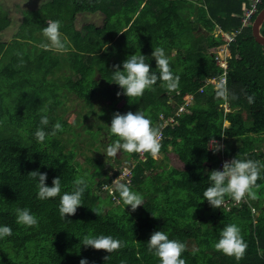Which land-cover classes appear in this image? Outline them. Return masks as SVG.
Returning <instances> with one entry per match:
<instances>
[{
	"label": "trees",
	"instance_id": "trees-1",
	"mask_svg": "<svg viewBox=\"0 0 264 264\" xmlns=\"http://www.w3.org/2000/svg\"><path fill=\"white\" fill-rule=\"evenodd\" d=\"M38 3L46 14L61 22L60 31L69 41V51L60 54L40 47L47 42L42 35L47 20L27 28L18 23L16 30L9 31L15 19L7 18V25L0 28V42L4 43L0 47V226L12 229L11 236L0 239V264H79L85 258L89 264H160L146 242L153 232L161 230L186 245L181 255L186 264H264V173L252 189L255 200L246 197L236 204L226 198L222 208H213L206 200L201 202L210 185L209 172L222 170L224 157L227 161L237 157L264 162V45L252 35L256 13L250 25H241L240 16L248 0ZM263 6L264 0H260L258 11ZM85 12L102 13L103 23H78L77 14ZM2 14L9 16L8 12H0V17ZM238 26H242L241 32L231 41L228 57L229 98L217 99L215 88L206 79L222 70L213 57L223 42L219 30L231 32ZM259 30L264 35V20ZM157 47L164 49L174 75L179 76L178 89L169 92L158 81L154 90H145L142 97L117 96L123 90L113 83V66L120 65L122 71L126 58L140 53L156 71L152 52ZM17 52L23 54V66ZM201 86L203 91L198 92ZM68 93L83 101L85 108L80 117L94 113L100 121L95 126L78 122L93 143L102 142V129L114 143L117 137L109 131L113 114L131 111L125 110L128 104L145 113L153 127H160V113L166 117L173 114L175 122L162 128L160 151L164 159L149 153L147 159L139 153H125V158L117 161L119 168L109 173L103 163L87 155V162H96L83 165L75 149V136L81 131L62 139L64 132L74 126L63 117L64 110L57 113ZM186 93L194 94L193 102L175 114ZM250 95L255 97L251 104ZM100 96H106L109 102L95 111L93 99ZM121 98L124 103L117 107ZM223 103L229 105L225 113ZM42 114L49 117L47 132L57 121L63 131L39 143L34 133L42 127ZM224 120L229 124L224 125ZM211 139L222 140V149L210 148ZM232 139L240 142L233 143ZM123 165L131 168L130 180H120L143 197V205L135 212L111 191L112 181ZM154 165L159 172L152 169ZM36 170L47 173L45 183L49 187L53 178L60 177L62 193L70 192L73 180L79 176L88 181L83 206L66 217L67 221L59 215V196L37 198V181L28 175ZM102 191L105 193L100 194ZM18 207L28 208L38 218V227L18 225L14 211ZM92 209H100L102 215ZM233 223L240 227L248 245L240 260L214 248L220 230ZM86 234L110 235L126 246L111 254L86 248L81 244Z\"/></svg>",
	"mask_w": 264,
	"mask_h": 264
},
{
	"label": "clouds",
	"instance_id": "clouds-1",
	"mask_svg": "<svg viewBox=\"0 0 264 264\" xmlns=\"http://www.w3.org/2000/svg\"><path fill=\"white\" fill-rule=\"evenodd\" d=\"M47 27L42 28V35L46 38V43H41L40 47L46 51H55L60 54L69 51V41L60 31L61 22L59 20H48ZM107 50V49H106ZM20 59V66H23V54L17 52ZM152 57L156 62V71L150 69L149 63H146L145 56L142 54L130 55L123 62V70L120 65H114L113 83L120 86L123 93L121 94L131 98L142 97L145 90H154L153 86L162 81L169 92H174L179 87V76L174 75L169 58L166 56L163 48L153 49ZM215 96L217 99L227 100L229 93L226 84L220 80L215 85ZM235 99L236 97H232ZM254 95L248 96V102L254 103ZM46 113V109H41ZM40 125L34 133L35 139L43 143L47 136H55L58 132L63 131L60 122L52 125L51 132L45 128L49 125L47 114L40 116ZM109 131L117 139L114 143L109 144L103 152L106 157H117L118 153H149L153 158L157 157L161 148V131L158 127H153L151 120L141 111H128L125 114L115 112L113 114ZM216 142V141H215ZM221 145L216 142L214 151H219ZM264 173V162L260 160L233 158L231 161H225L222 170H212L209 172L208 179L210 185L204 190L202 200H206L213 208H222L226 203V198L241 203L247 197L255 200L256 193L252 189L257 185V181L262 178ZM28 175L37 181L36 187L37 198L47 200L60 197L59 215L62 220L66 217L75 215L77 209L83 206L82 197L88 188V181L84 176L75 178L72 182V190L64 191L61 189V178L56 177L52 180V186L46 185L47 173H41L39 170L32 171ZM111 191L119 194L120 200L125 206H131V211L135 212L139 206L143 205V197L140 193L133 191L130 186L120 179L112 181ZM16 223L25 227H38V218L33 215L28 208H16ZM98 216L102 215L100 209H92ZM195 211V210H194ZM153 216H155L153 214ZM156 217V216H155ZM12 235V229L9 226H0V239ZM84 247H90L94 250H104L112 253L123 247L125 243L115 239L110 235L86 234L81 240ZM147 249L152 253L160 264H186L181 258L182 253L186 250V245L178 240L170 239L164 231H155L151 234L150 239L146 242ZM247 243L241 235V229L236 224L225 225L219 232V239L214 243V248L218 252L235 257L237 260L243 258ZM109 256L105 257L107 260ZM79 264H89L88 260L81 259Z\"/></svg>",
	"mask_w": 264,
	"mask_h": 264
},
{
	"label": "rangeland",
	"instance_id": "rangeland-1",
	"mask_svg": "<svg viewBox=\"0 0 264 264\" xmlns=\"http://www.w3.org/2000/svg\"><path fill=\"white\" fill-rule=\"evenodd\" d=\"M40 0H0V12H8L9 16H5V15H1L2 17H0V28H3L7 25L8 20H12L13 18L15 19V25H13L12 28H9V31H13L16 30L17 24H21V25H26L27 27H30V25H32V23L39 21V20H54L53 19V15L50 14H46V11L44 9H42L41 5L38 3ZM56 1H62V0H56ZM41 7V8H40ZM42 9L43 11L39 10ZM104 20V16L102 13L100 12H95V13H80L77 14L76 17V21L78 23H85V22H92L96 25H100L103 23ZM124 26V25H122ZM38 33V32H37ZM197 34V32L195 33ZM2 44H4L3 42H0V47L2 48ZM164 86V85H163ZM55 97V96H54ZM109 102V99L106 96H100L98 97V99H93V106L95 108V111H97L100 106H102L103 104H107ZM124 103V99L121 98L117 103L116 106L120 107L122 104ZM63 108V109H62ZM61 111H58L57 113H62L63 111V117L66 118L71 124H73L74 126L70 129V131H65L62 139L64 140L65 138H67V136H75L73 131H81V134L78 136H75V140H76V147L75 149L78 150V153L76 154V158L78 160H80V162L84 165L86 164H91L92 162H96V160H90V162H87V160L85 159V155L91 157L92 159H97V161H99L100 163H103L105 166L104 168L108 171V173L111 171V169H113L114 167H118L117 161H120L122 159L125 158V153H118L117 157L113 158V157H106V155L103 153L106 149V147L109 145L108 143H111L113 139L109 138V136H106L103 133V129H102V136H101V140L102 142H99V144L97 143V141L91 142V140L89 139V135L83 131V129H81L78 122L83 121V124H92L93 126H95V124L97 125L98 123H100V121L98 120L97 116L94 115V113H92L93 115H89L87 118H82L81 113L84 112V108L85 106L83 105V101L80 100V98L76 97L74 95V93H68V95L66 96V98L63 101V105H62ZM132 110H131V109ZM97 109V110H96ZM125 110H131L132 112H136L138 111L135 107H132L131 105H127ZM124 110V111H125ZM123 111V112H124ZM77 113H79V117H77ZM77 119V121H76ZM155 123V122H154ZM155 125V124H154ZM162 126H160L159 128H161ZM258 137V136H256ZM233 143H239L240 141L237 139H232ZM219 145H221V147L223 146V141L219 140L217 142ZM98 145V148H95L94 146ZM214 146H216V143L213 144ZM69 145L67 144L66 147H68ZM83 152V153H80ZM143 158L147 159L146 157H148V153H139ZM159 160L164 159L163 158V154L162 151H159V154L157 155V157ZM128 163V162H127ZM156 165H154L152 167V169H155L156 172H159L158 168H155ZM124 167H128L127 165H123L122 167L120 166L121 170L118 173L117 176L114 177L113 180L115 179H122V178H127V174L124 171ZM91 169V167H90ZM153 171V170H152ZM108 175V174H107ZM109 188V185H106L105 188ZM105 192L102 191L100 192V194H104Z\"/></svg>",
	"mask_w": 264,
	"mask_h": 264
},
{
	"label": "built area",
	"instance_id": "built-area-1",
	"mask_svg": "<svg viewBox=\"0 0 264 264\" xmlns=\"http://www.w3.org/2000/svg\"><path fill=\"white\" fill-rule=\"evenodd\" d=\"M260 0H248L247 5H244V11L242 13V15L240 16V21H241V25L242 26H247L251 24V18L252 15L257 13L258 11V4H259ZM242 26H238L237 29L229 32V31H222L219 30L222 37H223V42L214 50V60L215 63L220 66L222 68V70L220 71V73H213L212 76L208 77L206 79V83H210L213 85V87L215 88V85L220 82V80H223L226 84L227 82V71H228V57L230 56V43L232 40H234L236 38V36L241 32V28ZM198 92H202V86L199 87V89L197 90ZM193 98H194V94L192 93H186L183 95V99L184 101L179 105L177 111H175V114L179 111V110H183L187 107L188 104L193 102ZM223 111L224 113L227 112L229 110V105L227 103H223ZM159 120H162L161 125L162 126L160 129L161 131V137H162V128L164 125H167L168 123L172 124L175 122V117L173 114L168 115L167 117L165 115H163V113L159 114ZM224 125H228L229 122L227 120H224ZM218 142L219 140L217 139H211L209 141V146L210 148H215V146L213 145L214 143ZM223 147V146H222ZM221 147V149H222ZM263 150H264V142H263ZM227 161V159L224 157L222 164ZM124 171L126 172V174L128 175L127 178L125 179L127 182H129L130 180V174H131V168L130 167H124Z\"/></svg>",
	"mask_w": 264,
	"mask_h": 264
},
{
	"label": "water",
	"instance_id": "water-1",
	"mask_svg": "<svg viewBox=\"0 0 264 264\" xmlns=\"http://www.w3.org/2000/svg\"><path fill=\"white\" fill-rule=\"evenodd\" d=\"M264 20V6L257 12L251 24V31L254 39L264 45V35L260 32L259 28Z\"/></svg>",
	"mask_w": 264,
	"mask_h": 264
},
{
	"label": "crops",
	"instance_id": "crops-1",
	"mask_svg": "<svg viewBox=\"0 0 264 264\" xmlns=\"http://www.w3.org/2000/svg\"><path fill=\"white\" fill-rule=\"evenodd\" d=\"M258 12V11H257ZM257 14V13H256Z\"/></svg>",
	"mask_w": 264,
	"mask_h": 264
}]
</instances>
